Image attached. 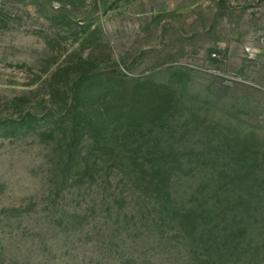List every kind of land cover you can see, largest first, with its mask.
I'll return each mask as SVG.
<instances>
[{
    "label": "rangeland",
    "instance_id": "obj_1",
    "mask_svg": "<svg viewBox=\"0 0 264 264\" xmlns=\"http://www.w3.org/2000/svg\"><path fill=\"white\" fill-rule=\"evenodd\" d=\"M0 264H264V0H0Z\"/></svg>",
    "mask_w": 264,
    "mask_h": 264
},
{
    "label": "trees",
    "instance_id": "obj_2",
    "mask_svg": "<svg viewBox=\"0 0 264 264\" xmlns=\"http://www.w3.org/2000/svg\"><path fill=\"white\" fill-rule=\"evenodd\" d=\"M109 145V144H108ZM112 147V146H111ZM111 152H113L112 150H110ZM148 170H149V168H147ZM151 169V168H150ZM153 169V168H152ZM215 208H214V206H210V207H205L204 208V210L205 211H213ZM202 212V211H201ZM202 219V218H201ZM201 222H202V220H201ZM201 222H199V224H201ZM180 225H182V222H180ZM205 234V233H204ZM204 234H202V235H200L199 236V240L200 241H202V240H204V238H203V235ZM205 242V244L206 245H208V248H209V250H210V254L209 255H213V253H212V251H214L213 250V246H212V244L211 243H209V240H205L204 241ZM173 248L176 250V252H181V251H183L184 249H183V247H182V243L180 242L179 244H175V245H173ZM184 251H188V253H190V249L187 247ZM215 252V251H214ZM188 256L189 255H185L184 257L185 258H188ZM185 258H182V259H184V261L186 260Z\"/></svg>",
    "mask_w": 264,
    "mask_h": 264
}]
</instances>
